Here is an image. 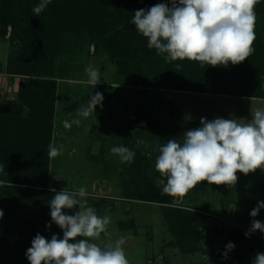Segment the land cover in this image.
<instances>
[{
	"label": "rangeland",
	"instance_id": "obj_1",
	"mask_svg": "<svg viewBox=\"0 0 264 264\" xmlns=\"http://www.w3.org/2000/svg\"><path fill=\"white\" fill-rule=\"evenodd\" d=\"M77 1H51L43 11L50 19L48 25L26 26L37 35L40 77L57 81L52 145L62 151L51 159L49 193L54 198L64 189L76 192L85 187L88 206L98 216L111 218L100 238L90 242L106 247L125 237L123 248L130 264H253L256 254L264 253V233L249 232L253 219L264 223V208L256 217L250 216L258 203L264 202V170L247 175L237 172L238 180L230 186L205 181L183 197L166 194L170 203L148 200H155L154 186L162 189L157 183L162 177L155 162L163 136H184L186 131L202 126L201 118L247 122L252 112L264 108V49L254 50L238 65L230 64L234 82L221 84V93L141 88L134 83V62L127 58L121 63L119 58H113V37L119 27L98 28L96 18L73 17L69 11L78 7ZM103 4L101 10L115 7L112 0ZM138 4L140 0L130 1L132 7ZM23 27V22L18 27L0 24V105L17 106L10 114L15 118H26L29 112L20 102L33 64L28 56L29 45L22 40ZM163 58L162 54L154 62L145 60L144 65L160 72L166 67ZM191 63L200 65L197 61ZM89 66L98 69L101 76L93 87L85 72ZM97 92L103 95L102 106L97 105L88 118L78 116V110L87 107ZM74 119H79L80 124L64 127L65 120ZM149 123L154 129L148 128ZM114 146L134 151V160L121 162L110 151ZM171 207L189 209L194 214L201 238L198 250L181 249L165 219ZM33 209L39 212L42 207ZM78 210L76 206L63 211L74 215ZM26 219L25 215L23 220ZM56 236L63 238L60 227ZM229 242L235 245L231 251L226 248Z\"/></svg>",
	"mask_w": 264,
	"mask_h": 264
},
{
	"label": "clouds",
	"instance_id": "obj_2",
	"mask_svg": "<svg viewBox=\"0 0 264 264\" xmlns=\"http://www.w3.org/2000/svg\"><path fill=\"white\" fill-rule=\"evenodd\" d=\"M50 2L40 0L33 13L39 16ZM170 3L171 7L160 3L147 11L137 10L132 19L137 32L147 38V47L158 54L166 53L167 61L187 59L200 62L201 67L238 65L254 52L258 0H170ZM85 72L92 87L100 82L98 69L89 66ZM102 101L103 95L97 92L87 107L78 110V116L88 118L97 105L102 106ZM251 114L252 119L247 122L201 118L202 126L186 131L182 143L169 139L160 146L155 169L162 177L157 181L162 192L183 197L198 183L230 186L236 184L237 172L247 175L264 170V108ZM63 124L70 129L72 124L79 125L80 120H65ZM61 151L62 148L50 144L47 155L53 159ZM110 151L125 163H131L135 157V152L125 146H114ZM87 196L85 187L76 192L64 189L54 196L50 201L51 220L63 230V238L53 235L48 240L37 234L26 252L29 264H130L123 248L125 237L106 247L90 242L100 238L111 218L98 216L88 206ZM76 206L79 210L74 215L63 211ZM261 208L264 202H259L250 216L256 217ZM255 231L264 233V223L253 219L249 232ZM234 247L231 242L226 245L228 251ZM253 264H264V253H257Z\"/></svg>",
	"mask_w": 264,
	"mask_h": 264
},
{
	"label": "trees",
	"instance_id": "obj_3",
	"mask_svg": "<svg viewBox=\"0 0 264 264\" xmlns=\"http://www.w3.org/2000/svg\"><path fill=\"white\" fill-rule=\"evenodd\" d=\"M69 1L71 0H67ZM104 1L109 0H78L75 4L78 7H72V12L69 13L78 19L96 18L94 24L98 28L119 27L113 37L116 44L113 58H119L121 63H125L127 58L134 62L136 86L217 94L221 93V84L234 82L235 76L230 64L216 67L205 64L201 67L191 63L195 61L187 59L169 62L163 58L162 62L166 67L160 72L152 66L144 65L145 60L151 61L162 54H158L154 48L149 49L147 38L137 32L132 24L135 11L140 9L147 11L160 3L171 7L170 0H140L141 4L134 7L130 5L131 0H112L115 2L113 10L106 8L101 10L100 6L104 5ZM39 3L40 0H0L2 26L18 27L21 22L25 23L22 40L29 45L28 56L33 63L30 67V77L20 94V102L29 108L28 116L11 117L10 114L14 113L17 106L13 105L10 108L9 103L5 107L0 105V209L3 210V217L0 218V264H29L26 252L31 247L33 238L40 234L51 240L59 228L51 220L50 201L53 197L47 189L51 183L49 175L51 159L47 153L53 141L57 81L40 77L36 50L37 35L26 27L36 23H42L45 27L48 25L50 19L43 11L39 16L33 13V8ZM84 3L88 5L87 8L79 6ZM62 11H59L60 15ZM255 13L256 39L253 47L258 51L264 49V0H258ZM163 56H166V53ZM262 65L261 74L264 81V61ZM258 70L256 68L255 71ZM148 126L150 130L154 129L153 124L149 123ZM183 137H177L175 140L182 143ZM169 139L173 138L163 136L161 146L166 145ZM153 190L155 200L151 198L148 201L171 202L161 188L154 186ZM37 205L42 207L39 212L33 209ZM24 214L27 216L26 220H23ZM193 215L189 209L182 207H171L165 213V219L184 252L198 250V243L201 240Z\"/></svg>",
	"mask_w": 264,
	"mask_h": 264
}]
</instances>
